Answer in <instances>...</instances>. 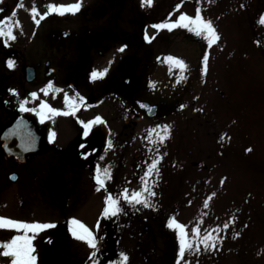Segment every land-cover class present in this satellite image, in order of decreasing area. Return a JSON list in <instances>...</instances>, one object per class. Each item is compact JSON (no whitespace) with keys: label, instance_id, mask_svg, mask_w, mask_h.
I'll list each match as a JSON object with an SVG mask.
<instances>
[{"label":"rangeland","instance_id":"rangeland-1","mask_svg":"<svg viewBox=\"0 0 264 264\" xmlns=\"http://www.w3.org/2000/svg\"><path fill=\"white\" fill-rule=\"evenodd\" d=\"M76 2L0 0V26H11L15 36L7 44L0 38V60L5 59L0 78L7 75L8 89L16 91L18 80L23 82L21 67L28 59L21 61V55L36 37L33 6L43 14L49 4ZM92 2L80 0V8H93ZM197 9L219 37L211 46L203 34L175 27L160 29L154 48L134 50L139 59L148 57L142 94L166 99L175 110L166 125L152 131L141 123L128 137L133 140L125 144V166L116 174L112 170L117 185L112 180L108 187L120 211L109 219L103 216L105 198L87 183V173L57 174V144L49 147L42 141L47 154L19 167L22 178L16 185L0 172V217L52 226L0 228V237L34 236L40 262L56 255L72 264H264V0H152L151 6L142 7L145 19L155 14L157 23L169 24L181 13L194 17ZM17 99L0 106V129L18 115ZM32 106L24 107L34 112ZM104 108L105 114L113 109L108 103ZM153 160L155 169L146 176ZM3 166L10 169L0 159V170ZM67 179L75 190L63 202ZM136 192L150 206L125 201V195L131 198ZM69 214L89 229L96 249L64 232L62 221ZM170 221L182 225L189 237L193 228L201 237H217L215 247L201 243L197 250L194 242L179 257V229L175 223L169 228ZM97 222L105 227L102 233Z\"/></svg>","mask_w":264,"mask_h":264},{"label":"flooded vegetation","instance_id":"flooded-vegetation-1","mask_svg":"<svg viewBox=\"0 0 264 264\" xmlns=\"http://www.w3.org/2000/svg\"><path fill=\"white\" fill-rule=\"evenodd\" d=\"M92 4L95 5L93 8H80L74 14L59 15L52 12L43 19H40L42 14L37 10L41 22L36 24L33 35L36 37H33L21 55V61L28 59L21 67L23 82L18 80V90L11 95V89H8V83L5 82L7 75L0 78V106L9 103L10 98L18 97L15 108L17 114H20L28 111L26 108L24 111L20 110V102L25 101L24 106L32 102L34 112L30 113L34 118L35 130L40 136L41 154L30 157L25 162L4 155L0 143V159L10 168L8 170L3 166L0 172L7 176L8 181L12 175L16 178V181L10 182L11 185H16L22 178L19 167L40 160L47 154V148L41 143L44 141L49 147L57 144L53 147L58 153L55 157L57 174L87 173V183H91L94 190L99 188L98 191L104 198L111 194L114 199L115 193L110 192V189L108 191V187L113 185L112 180L114 185H117L111 176L112 170H116V174L125 166L126 151L128 155L125 144L133 140L128 137L133 135L135 127L141 123H148L152 131L154 127L166 125L170 112L175 110L170 109L166 99L153 100L142 94L146 77L144 71L149 66L148 57L139 59L137 51L134 50L154 48L161 33L160 29L153 27L158 24L156 15L151 14L145 19L141 0H93ZM46 12L48 8H45L44 13ZM48 19L56 21L49 24ZM146 35L148 40L145 39ZM122 46H125L124 50L119 51ZM33 47L37 49L33 50ZM30 55L31 59L28 58ZM4 62L5 60H0V63ZM25 66L33 69L30 82L26 79ZM93 70L103 75L91 79ZM42 90H47L48 94L45 95ZM30 93H36V96L33 97ZM80 97L84 98L82 102ZM42 103L58 111L42 109ZM73 103L75 108L72 107ZM106 103L113 107L107 115L104 108ZM145 104L155 107L151 114L145 110ZM41 112L45 114L43 119ZM65 112L69 114H63ZM86 123L87 135L84 128ZM143 142L148 145L151 141L146 138ZM136 157L138 155H135ZM97 177L101 181L100 184L97 183ZM71 179L64 181L68 187L61 193L63 202L73 195L75 190ZM60 180L62 182V177ZM71 202L68 203L72 205ZM76 217L73 214L64 215L63 224L61 223L64 232L75 238L82 234L78 225L70 223L73 220L78 221ZM104 228L97 222L98 232L102 233ZM73 232L76 235H73ZM14 236L30 244L32 255L35 257L34 264H72L56 255L40 262L36 239L30 234H13L8 238L1 236L0 244L11 241ZM82 241L85 242L80 239V242ZM102 242L100 240V243ZM0 264H11V259L0 255Z\"/></svg>","mask_w":264,"mask_h":264},{"label":"snow or ice","instance_id":"snow-or-ice-1","mask_svg":"<svg viewBox=\"0 0 264 264\" xmlns=\"http://www.w3.org/2000/svg\"><path fill=\"white\" fill-rule=\"evenodd\" d=\"M152 0H141V6L144 7L145 4L148 6H151ZM48 8V12L40 15V19H43L44 16L55 12L59 15H64L65 13H75L79 11L81 4L80 0H77L76 3L73 4H68V5H54V4H49L46 6ZM177 8L180 7L178 4L176 6ZM31 12L34 17V22L36 24H39V20L35 19V15H37V9L35 6L31 9ZM261 23H264V16L261 17L260 20ZM154 28L156 29H163L167 28L171 30L172 28L175 27H182V28H187L189 31H195L196 35H204L205 38L207 39L208 45L211 46L214 44L218 39V35L215 32V29L212 26V23L208 20L203 19L200 13V9L196 10L195 16H189L184 13H181L178 18L171 24L169 23H158L153 25ZM0 38L4 39L5 44H7V41L9 40H14L15 36L13 35L12 32V27L9 26L7 28L0 26ZM145 39L148 40L149 37L147 35L145 36ZM125 46H122L119 51H123ZM172 59V58H169ZM205 60V66H206V61H207V55L204 57ZM7 66L9 68H12L14 65V61L9 59L7 62ZM177 65H179L181 68L184 67L183 63L181 61H176ZM106 71V70H105ZM103 73H98L95 70L90 75L91 79H96L98 77H101ZM179 79V78H178ZM49 86H51V82H49ZM44 91V94L47 95V90H42ZM13 94H15V90H10ZM31 96L35 97L36 93H30ZM79 96V94H76ZM68 97L67 94H65V100L67 101ZM80 101H83V97L79 98ZM25 101L20 102V110L24 111L26 110L24 107ZM42 109H48L49 111H58L55 109L49 108V106L46 103H42L40 106ZM72 107L75 108V103L72 104ZM65 115L69 114L67 112L63 113ZM41 119L44 118V113L41 112ZM96 120H99V117L96 118ZM83 123V122H82ZM92 123V122H89ZM85 128V135L88 134L87 129H88V124H84ZM163 132L166 135L167 134V126H164ZM160 142H163V137H161ZM81 147H84L81 145ZM250 151V149H248ZM157 164V160H153L151 165H149V171L145 173V175H149L152 170L155 169V166ZM97 183L100 184L101 181L99 177H97ZM99 190V188L97 189ZM154 195V193H150ZM141 193L136 192L133 193V196L131 198H128L126 195L124 197L125 201L129 204H139L143 203L145 206H150L148 202L147 197L141 198ZM117 204V201L112 199L111 194L109 196L105 197V207L103 209L102 215L107 217L109 214L115 216L118 211H120L119 208L115 207ZM205 204H207V201H205ZM70 223L78 225L79 229L81 230L82 234L77 236L78 239L85 240L88 245L91 248H95L96 244L94 243V237L92 233L89 231L88 228H86L83 224H81L78 221H71ZM174 221H170L168 224L169 228L173 227ZM52 225L49 224H38V223H33V224H27L19 221L12 220L10 218L6 217H0V228H9V229H42V228H48L51 227ZM227 227V225H225ZM175 228L179 229L177 231V239L179 241V252L178 256L183 257L186 252H190L193 248V243L195 242L197 250H199V245L202 243L205 248L208 247H215L216 244V239L217 237L212 236L211 234H206L203 237L199 236L198 232L199 230L196 228H193L192 231V236L189 237L187 233L184 232L183 226L180 225L179 223H175ZM71 230V229H70ZM73 235H76L75 232H73ZM0 255L7 256L11 259V264H34L35 257L32 255V248L30 244L26 240L21 241L19 237H13L11 241L5 242L3 244H0ZM123 256V254H121ZM126 259V257H124Z\"/></svg>","mask_w":264,"mask_h":264},{"label":"water","instance_id":"water-1","mask_svg":"<svg viewBox=\"0 0 264 264\" xmlns=\"http://www.w3.org/2000/svg\"><path fill=\"white\" fill-rule=\"evenodd\" d=\"M25 69L26 79L30 82L32 81L31 73L33 69L28 67ZM145 106V110L151 114L153 108L148 104H145ZM39 138L40 136L35 130L34 118L29 112L13 117L6 126L0 129L3 154L7 157L13 156L20 162H25L28 158L41 154ZM11 180L15 181L14 176L11 177Z\"/></svg>","mask_w":264,"mask_h":264},{"label":"trees","instance_id":"trees-1","mask_svg":"<svg viewBox=\"0 0 264 264\" xmlns=\"http://www.w3.org/2000/svg\"><path fill=\"white\" fill-rule=\"evenodd\" d=\"M1 60H3V61H4L5 59H1Z\"/></svg>","mask_w":264,"mask_h":264}]
</instances>
